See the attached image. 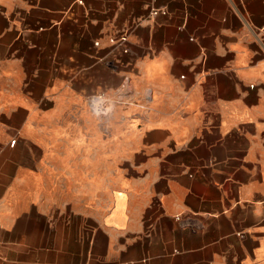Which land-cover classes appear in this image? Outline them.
Listing matches in <instances>:
<instances>
[{
	"label": "crops",
	"instance_id": "1",
	"mask_svg": "<svg viewBox=\"0 0 264 264\" xmlns=\"http://www.w3.org/2000/svg\"><path fill=\"white\" fill-rule=\"evenodd\" d=\"M0 264H264V0H0Z\"/></svg>",
	"mask_w": 264,
	"mask_h": 264
},
{
	"label": "built area",
	"instance_id": "2",
	"mask_svg": "<svg viewBox=\"0 0 264 264\" xmlns=\"http://www.w3.org/2000/svg\"><path fill=\"white\" fill-rule=\"evenodd\" d=\"M86 102L89 110L98 117H104L110 112L111 103L102 92L91 93Z\"/></svg>",
	"mask_w": 264,
	"mask_h": 264
}]
</instances>
